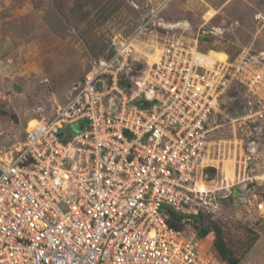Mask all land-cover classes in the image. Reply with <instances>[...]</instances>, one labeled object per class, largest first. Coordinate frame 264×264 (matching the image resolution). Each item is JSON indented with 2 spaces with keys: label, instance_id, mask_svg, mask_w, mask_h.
<instances>
[{
  "label": "built area",
  "instance_id": "obj_1",
  "mask_svg": "<svg viewBox=\"0 0 264 264\" xmlns=\"http://www.w3.org/2000/svg\"><path fill=\"white\" fill-rule=\"evenodd\" d=\"M150 26L114 37L52 117L0 148V264H225L198 253L188 213L209 209L212 192L198 187L209 127L234 83L248 92L236 121L256 155L264 52L211 61L173 38L134 75ZM171 212L184 214L181 229Z\"/></svg>",
  "mask_w": 264,
  "mask_h": 264
},
{
  "label": "rangeland",
  "instance_id": "obj_2",
  "mask_svg": "<svg viewBox=\"0 0 264 264\" xmlns=\"http://www.w3.org/2000/svg\"><path fill=\"white\" fill-rule=\"evenodd\" d=\"M148 20L152 26L135 43L134 75L157 61L173 38L209 56L223 54L212 61L264 52V0H0V30L7 38L6 52L0 50V148L21 139L34 119L52 117L114 37H127ZM258 67L264 72V61ZM233 85L240 92L227 98L218 116L212 165L198 185L212 192L202 213L220 225L239 264H264V121L257 130L256 155L248 160L253 135L236 118L249 96L245 86ZM260 86L258 95L264 98V81ZM213 239L197 240L200 255L219 258Z\"/></svg>",
  "mask_w": 264,
  "mask_h": 264
},
{
  "label": "trees",
  "instance_id": "obj_3",
  "mask_svg": "<svg viewBox=\"0 0 264 264\" xmlns=\"http://www.w3.org/2000/svg\"><path fill=\"white\" fill-rule=\"evenodd\" d=\"M82 14L85 19L88 14L90 15V12L87 11L83 12ZM234 58L235 57H231L229 60L234 61L236 59ZM233 87L234 85L230 89H228L225 96L226 99L230 98L233 92H235V94L237 95L238 92H240V90L236 91L235 89H232ZM188 215L191 216L194 220L193 229L195 233L197 232V236L199 237V240L197 239L198 241L204 240L209 236L213 235L214 239L212 244V251H214L215 254L219 257L218 259H220L225 264H239V258L234 255L233 251L230 248H228L224 239L222 238V230L220 225H218L216 222L211 221L209 218H206L205 214L202 212L195 213L194 211H190ZM183 216V213L175 214L171 212L168 222L172 227L176 229H181L183 227L181 224V219Z\"/></svg>",
  "mask_w": 264,
  "mask_h": 264
},
{
  "label": "crops",
  "instance_id": "obj_4",
  "mask_svg": "<svg viewBox=\"0 0 264 264\" xmlns=\"http://www.w3.org/2000/svg\"><path fill=\"white\" fill-rule=\"evenodd\" d=\"M7 38L5 37V34H3V29L2 30H0V50L1 51H4V52H6L5 51V47H4V44H5V40H6ZM2 46V47H1ZM3 52V53H4ZM218 54H222V53H218ZM223 55V54H222ZM225 57L227 58V55L225 54ZM227 100V99H226ZM226 103H227V101H226ZM225 103V104H226ZM225 104L222 106V109H221V111L219 112V114H224V112H223V110H224V107H225ZM219 114H214V116L212 117V120H211V122H210V127H209V129H210V131H209V134H208V149H207V152H206V155H205V158H204V165H205V167H208V166H211L212 165V157H211V155H212V153H211V147H210V145H211V139H212V137H213V134H214V132L216 131V129H217V127L215 126L216 125V122H217V120H218V116H219ZM215 126V127H214ZM7 144H9V142H7ZM6 144V145H7ZM229 173V175H227V177L228 178H233V174H230L231 172H228Z\"/></svg>",
  "mask_w": 264,
  "mask_h": 264
},
{
  "label": "water",
  "instance_id": "obj_5",
  "mask_svg": "<svg viewBox=\"0 0 264 264\" xmlns=\"http://www.w3.org/2000/svg\"><path fill=\"white\" fill-rule=\"evenodd\" d=\"M163 26H164L165 28H173V27H175V25H170V24H169V25H164V24H163ZM140 102L143 104L142 101H140ZM234 197H235V196H234Z\"/></svg>",
  "mask_w": 264,
  "mask_h": 264
},
{
  "label": "bare ground",
  "instance_id": "obj_6",
  "mask_svg": "<svg viewBox=\"0 0 264 264\" xmlns=\"http://www.w3.org/2000/svg\"><path fill=\"white\" fill-rule=\"evenodd\" d=\"M218 55H219V54H218ZM218 55H217V53H212L210 57H216V58H218ZM211 59H212V58H211ZM211 61H212V60H211Z\"/></svg>",
  "mask_w": 264,
  "mask_h": 264
}]
</instances>
